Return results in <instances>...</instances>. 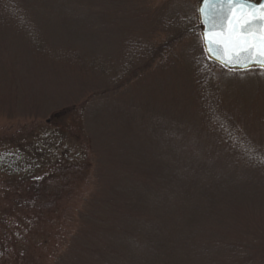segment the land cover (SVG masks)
<instances>
[{"label": "rangeland", "instance_id": "1", "mask_svg": "<svg viewBox=\"0 0 264 264\" xmlns=\"http://www.w3.org/2000/svg\"><path fill=\"white\" fill-rule=\"evenodd\" d=\"M7 1L0 264H264V71L205 97L200 0Z\"/></svg>", "mask_w": 264, "mask_h": 264}, {"label": "snow or ice", "instance_id": "2", "mask_svg": "<svg viewBox=\"0 0 264 264\" xmlns=\"http://www.w3.org/2000/svg\"><path fill=\"white\" fill-rule=\"evenodd\" d=\"M209 31L205 46L225 63L257 59L264 65V2L205 0L201 9Z\"/></svg>", "mask_w": 264, "mask_h": 264}, {"label": "trees", "instance_id": "3", "mask_svg": "<svg viewBox=\"0 0 264 264\" xmlns=\"http://www.w3.org/2000/svg\"><path fill=\"white\" fill-rule=\"evenodd\" d=\"M0 6L3 7L2 9L5 10V14H3V23H8L11 26H14L15 28H17L18 30H20L24 35H28L29 38L31 39L32 43L36 45V47H38V49L41 51L44 48H42V45L44 47V44L41 43L40 40V36L37 35V32L35 30V28L33 27V25L28 21V19L21 13H18L16 10V5L12 4L11 2L7 1V0H0ZM198 15V12H197ZM187 27H184V31L186 33H199V15L198 18L196 19V17H192L191 19H189L187 22ZM216 67H220L219 65L215 64L214 62H212L206 55L205 51L202 52L200 58H199V64H198V74H197V78L198 80L201 82H203V87L204 88H208L209 85L211 84V82L215 81V76H214V70ZM220 68H224V67H220ZM99 69H101L102 71L106 70V68H104V66H101ZM225 69V68H224ZM253 70H257V71H262V69H253ZM264 71V70H263ZM130 78L126 79V81H129ZM206 93L205 97H207V95L212 92L210 88L207 89V91H204ZM217 100V98H216ZM214 101L213 103L215 105L218 104L217 101ZM219 107L216 106V108ZM72 109L70 107H66L63 110V113H68L69 111H71ZM57 115H55L54 117H56ZM237 154H240V158L241 159H245L247 161H249L246 157L248 155H252L254 154L253 157H251V160H259V168L263 169L264 171V162H262L264 160V152L261 151V149L259 148H254L252 146V149L250 151H241L240 153L236 152ZM245 157V158H243ZM7 160H3V163L6 164ZM250 162V161H249ZM35 182H32V185H34ZM37 186H39V184H37ZM39 188L37 189V192H39ZM132 216H135L137 218V214H129V217L132 218ZM135 218V219H136Z\"/></svg>", "mask_w": 264, "mask_h": 264}, {"label": "water", "instance_id": "4", "mask_svg": "<svg viewBox=\"0 0 264 264\" xmlns=\"http://www.w3.org/2000/svg\"><path fill=\"white\" fill-rule=\"evenodd\" d=\"M248 2L258 6L261 2H264V0H261L259 3H255L249 0ZM204 6H205V0H200L198 3L199 27L201 30L203 46H204V49L209 59L220 66L233 69V70H237V71H247V70H251L255 68L264 69V65H262L257 59L241 61L239 63H225L223 60L218 59L215 55L209 54L208 49L205 46V36L209 31V27H208V24L205 23L204 17L202 16V13H201V9L204 8Z\"/></svg>", "mask_w": 264, "mask_h": 264}]
</instances>
